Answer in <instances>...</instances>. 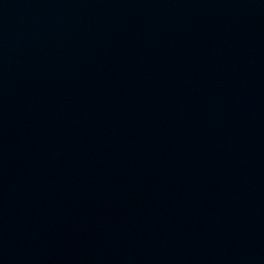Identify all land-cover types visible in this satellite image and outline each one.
<instances>
[{"label":"water","instance_id":"water-1","mask_svg":"<svg viewBox=\"0 0 264 264\" xmlns=\"http://www.w3.org/2000/svg\"><path fill=\"white\" fill-rule=\"evenodd\" d=\"M0 264H264V0H0Z\"/></svg>","mask_w":264,"mask_h":264}]
</instances>
